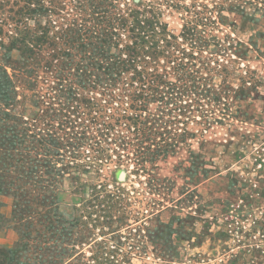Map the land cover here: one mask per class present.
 Wrapping results in <instances>:
<instances>
[{
	"label": "rangeland",
	"instance_id": "374dc122",
	"mask_svg": "<svg viewBox=\"0 0 264 264\" xmlns=\"http://www.w3.org/2000/svg\"><path fill=\"white\" fill-rule=\"evenodd\" d=\"M34 1L43 15L0 0V138L24 141L31 200L53 194L76 224L66 264H264V0H114L174 38L120 24L113 53H166L119 80L89 67L84 85L74 70L89 49L71 28L92 3ZM135 69L163 84L148 90ZM4 148L0 167L18 159ZM15 203L0 194V247L19 240Z\"/></svg>",
	"mask_w": 264,
	"mask_h": 264
},
{
	"label": "trees",
	"instance_id": "16d2710c",
	"mask_svg": "<svg viewBox=\"0 0 264 264\" xmlns=\"http://www.w3.org/2000/svg\"><path fill=\"white\" fill-rule=\"evenodd\" d=\"M24 1L27 5L23 7V10H19L20 15L34 16L39 14L41 16L44 14L45 7L41 1ZM78 1L81 5L85 1L89 2V0ZM90 2L92 3L91 7H93L89 16L90 20H84L82 24L74 25L71 28L75 33V36L72 37L74 41L79 35L80 39L86 40L82 48L84 50L89 49L87 56H84V59L80 61L79 68L74 70L81 85L90 81L91 77H96L93 73L94 70L91 71L88 69L89 67L99 71L104 70V75L109 81L119 80L123 73H128L133 68L136 60H143L145 56L157 60L160 55L166 53V50H161L156 42H153L144 53H142L144 49L137 51L136 47L133 46L134 43L127 45L128 56L126 58H123L122 54L113 53V48L118 46L117 38L120 33L117 27L120 24L126 26L130 33L138 32L136 38L139 41H157L156 38L159 37L160 40L161 36L165 34L169 38H174V36L168 32L167 25L161 24L155 17H143L139 11H131L127 16L116 13L114 0H90ZM89 21H94L95 25H90V28H87ZM178 67L183 69L187 66L182 62ZM135 70L139 76V82L148 90L158 89L163 84V79L158 74L144 76L142 71L137 72V69ZM6 82L0 79L1 86L4 87ZM141 118L142 116L138 115L136 119L139 122ZM143 128V132L153 133L148 127L144 126ZM145 138V140H149L148 137ZM17 139V135H12L10 138L7 136L0 138L1 150H8L4 148L7 146L10 150L16 151V158L18 157L16 162L0 167V194L12 195L16 200L12 212V222L17 225L15 231L19 236L15 246L0 247V264H66L64 260L70 258L71 252L74 251V247L70 248L69 246L73 245L71 237L74 235L76 224L66 220L60 214L59 203L53 194L46 195L42 199H39L40 196L35 194L36 197L31 200L30 194L27 193L29 192L28 188H33L38 183L36 179L31 178V175L37 174L38 171L27 167L29 163L26 162L24 155L26 151L24 141L20 143ZM153 155L154 157L162 155L165 157L168 155V151H157ZM59 176L58 174L57 177ZM37 225H40V228L36 229Z\"/></svg>",
	"mask_w": 264,
	"mask_h": 264
},
{
	"label": "water",
	"instance_id": "95a60500",
	"mask_svg": "<svg viewBox=\"0 0 264 264\" xmlns=\"http://www.w3.org/2000/svg\"><path fill=\"white\" fill-rule=\"evenodd\" d=\"M118 179H119L120 181L124 180V179H125V173L120 172V173L118 174Z\"/></svg>",
	"mask_w": 264,
	"mask_h": 264
}]
</instances>
